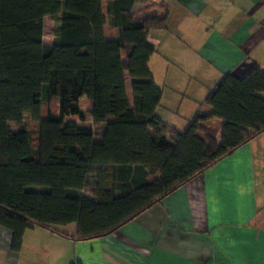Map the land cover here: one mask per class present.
<instances>
[{
    "label": "trees",
    "instance_id": "trees-1",
    "mask_svg": "<svg viewBox=\"0 0 264 264\" xmlns=\"http://www.w3.org/2000/svg\"><path fill=\"white\" fill-rule=\"evenodd\" d=\"M137 1L108 0L107 39L101 0H0V228L13 253L35 226L105 236L264 132L260 67L223 73L184 129L159 117L148 34L165 17H134ZM71 223L72 234L60 228Z\"/></svg>",
    "mask_w": 264,
    "mask_h": 264
},
{
    "label": "crops",
    "instance_id": "crops-1",
    "mask_svg": "<svg viewBox=\"0 0 264 264\" xmlns=\"http://www.w3.org/2000/svg\"><path fill=\"white\" fill-rule=\"evenodd\" d=\"M132 12L165 17L148 34L165 123L160 109L186 111L192 102L193 114L223 73L264 69V0H146ZM125 85L132 101L128 73ZM10 239L0 228V264H264V132L105 236L75 240L35 226L17 253Z\"/></svg>",
    "mask_w": 264,
    "mask_h": 264
},
{
    "label": "rangeland",
    "instance_id": "rangeland-1",
    "mask_svg": "<svg viewBox=\"0 0 264 264\" xmlns=\"http://www.w3.org/2000/svg\"><path fill=\"white\" fill-rule=\"evenodd\" d=\"M54 29H55L54 20H52L50 17H47L44 20V23H43V41L45 43H51L52 42ZM2 86H3L2 83H0V89L2 88ZM165 93L169 94L171 98L173 97V93L172 92H165ZM200 95H201V93H200ZM177 98H178V96L176 95V99ZM186 102H189V101L188 100H184V104L182 105L181 108H184L186 106V104H187ZM192 104H193L192 102H189L187 104L186 111L180 110L179 112H175V110L174 111L170 110V112H169L167 110L163 111V109H160V112L162 111L161 115H162V117H164L163 119L168 121L167 123H171L169 121H172V122L175 121V123H176L175 124L176 125L175 128L184 129V127H186V124H187V119H189L191 117V115H192L191 114L192 112H189V109L192 107ZM88 105H89L88 104V99L86 101V98L82 97L81 98V109H82V111L85 114L84 123L93 125L92 124L91 113H90V111H88ZM51 106H53V104H51ZM188 113H190V114H188ZM24 119L28 123V127L30 129L36 130L37 125H36V123L34 121L31 120V118H30V116L28 114L24 115ZM65 119H71V120H76V121L79 120L78 117H76V116L66 117ZM9 126H10L11 129H15V126H14L13 123H9ZM170 126H171V124H170ZM60 228L62 230H64V231L70 232V231H72L75 228V224L71 223V224H68V225H65V226H61ZM29 255H30V252L26 253L25 257L27 258V256H29Z\"/></svg>",
    "mask_w": 264,
    "mask_h": 264
}]
</instances>
